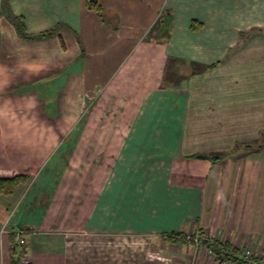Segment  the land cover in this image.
<instances>
[{
    "label": "crops",
    "instance_id": "crops-1",
    "mask_svg": "<svg viewBox=\"0 0 264 264\" xmlns=\"http://www.w3.org/2000/svg\"><path fill=\"white\" fill-rule=\"evenodd\" d=\"M8 2L11 14L4 13L2 21L22 45L20 57H27L22 68L47 96L53 92L50 83L64 79L63 85L77 93L74 104L82 119L98 113V123L91 118L97 135L93 142L108 143L114 158L106 170L82 173L90 177L84 189L103 176L92 204L82 200L75 208L82 228L72 233L52 231L55 227L26 229L22 251L36 258L59 253L67 264L75 248L77 256L81 250L70 239L91 235L108 240L99 247L104 259L97 264H128V254L146 257L144 264H216L209 249L177 235L203 231L210 241L227 243L239 255L245 248L264 252V149L234 151L238 142L257 140L263 127L264 0H164L165 9L151 0H100L112 24L90 10L86 0ZM144 3L156 16L164 14L161 20L171 15L167 36L158 32L160 18L154 35L148 36ZM12 16H22L30 33L57 31L41 40L24 39ZM246 47H252L249 56ZM202 63L218 65L205 70ZM201 110L208 114L198 135L191 117H200ZM217 128L226 142L210 147ZM199 138L208 144L197 146ZM210 151L223 155L213 160ZM46 169L34 171L46 179L53 170ZM84 180L71 178L72 185ZM51 182L47 178L45 185ZM22 185L13 194L0 195V264H12L16 226L11 221L8 231L1 230L10 222L8 211L24 194ZM30 199L27 195L23 204ZM20 212L23 225L45 218L44 210L32 214L28 206ZM112 238L130 243L122 240L118 247Z\"/></svg>",
    "mask_w": 264,
    "mask_h": 264
},
{
    "label": "rangeland",
    "instance_id": "rangeland-1",
    "mask_svg": "<svg viewBox=\"0 0 264 264\" xmlns=\"http://www.w3.org/2000/svg\"><path fill=\"white\" fill-rule=\"evenodd\" d=\"M146 1L148 0H145V2ZM151 1L154 2V4L160 2L161 9L164 7V0ZM142 6L143 12L141 14H144V12L148 14L146 16L148 22L147 19L145 21L148 23V36L154 35L156 24L158 25L159 22L157 18H160L161 21L162 16H156L153 14V11H148L145 3ZM9 10L10 3L8 0H0V174H6L4 176L0 175V177H13L15 175L25 174L29 176V179L26 184H21L24 194L19 198L15 206L11 207L10 211H8L9 209L7 207V211L9 212L7 219H9L10 222L7 221L4 224L5 226L2 228L1 234L8 231V225L12 221V224L16 226L15 233H20L19 240H23V244H25L26 229L37 231L39 229H50L55 227V230L53 229L52 231H57L59 229L61 232L68 231L69 233L81 229L83 223L79 221L75 213V208L84 201L86 206H89V203L92 204L103 181V176L101 174V178H99L95 184L91 182V187L87 188L90 190L87 191V189H84L86 188L84 186L90 183V177H87L85 174L82 175V173L87 172V169H89L88 172L93 169L97 170V172L106 170L108 165L113 163L114 158L110 157L111 152L108 143L104 142L100 144L93 142V140L96 141L97 135L93 128L94 121H91V118H96V123H98V116L95 117L98 113L95 112L94 114L85 115L83 118L84 121L82 122L83 119L80 115V111H76L78 104H74L77 93H71L68 86L65 87L63 85V82H65L64 79L51 82L50 84L53 86V92H50L49 96H47L45 92L46 89H43L42 84H40L36 78L32 77L29 70L22 68V66L27 64V57L25 61L20 57L23 55L22 51H24L21 48L22 45L19 41H15L11 28L5 21H2L5 16L4 13L11 14ZM131 11L134 13V10ZM162 12H165V10ZM143 17L144 16H141L140 19H143ZM135 18L138 23L139 18ZM170 32L168 27L165 28L160 35L167 36ZM245 50V54H248L252 50V47H246ZM249 54H251V52ZM249 54L247 56H249ZM260 54L264 55V46L261 47ZM204 65L205 64L202 63L201 66L203 67ZM182 69L184 68L182 67ZM261 92L260 98L262 103L259 105L264 106V89H262ZM200 112V117H191L192 121H197L195 123L196 130L198 131L196 133H198V135H201L199 131L204 129V121L206 120L205 113H207L204 110ZM263 112L264 111H261V114ZM218 113L220 114L221 112L218 111L215 115ZM115 114L117 115V112H115ZM79 115L80 119L78 120L77 117H79ZM223 122L225 124L228 123H226V120ZM260 123L263 124V127L260 128L257 140H244V142H238V145H234V147H236L234 151L237 152L239 149L246 150L251 145H261L264 147V116ZM231 129L237 132L239 128L232 127ZM245 129L251 130L252 128L246 127ZM221 133L220 128H217L215 132L217 135L215 136L214 134L216 140L212 143L209 142L210 147L212 145L213 147L219 148L222 143L224 144L226 142L224 139H221L224 137ZM244 134V139L248 138L249 132H245ZM103 135L106 136L104 133ZM234 135L238 134L235 133ZM67 136L69 140H66ZM205 139L206 138H199L201 144L197 146L205 147L208 144ZM210 153L213 154V160H217L214 159V156L223 155L221 151H210ZM48 167L53 169L52 173L49 175L46 174L47 178H52V182L45 185L47 178L41 179L42 174H39V176H37V174L39 170L44 171V173L49 171L46 169ZM38 168L39 170L36 173L34 170ZM28 171H32L35 174L31 176L28 173H24ZM81 176H84L86 180H84L80 186L78 184L72 185L71 178L73 179ZM98 177L99 175L97 178ZM75 182L79 183V181ZM27 195L31 196V199L29 205L28 203L24 205L23 203ZM25 206H28V208L33 211L32 214L44 210L45 218L37 221L34 219L30 221V224L23 225L20 210L25 208ZM60 216L64 218L59 221L58 218H61ZM16 217L19 218L15 219ZM27 219L28 218L25 217V220ZM27 221H29V219ZM114 240H116L118 247H122V240L127 244L130 243L126 238ZM184 240L193 242L194 244L196 243L193 238H187V236ZM70 241L74 247L78 246L81 250L77 256V248H75L74 253L69 255L67 264H95V262L97 264L100 258H102L101 261H103L104 256L101 257L99 247L105 245L103 243H106L107 246L108 242L105 241L108 240H99L98 237H91V235H81L76 236L73 242L71 239ZM112 245L113 247L115 246L114 243H112ZM200 245L204 246L203 244H199V246ZM246 249L247 248L241 251V255ZM113 257L117 258V261L122 259L120 256ZM130 257L131 256L128 254V264L134 261H138L137 264H144L146 260V257L142 259L140 257H131L130 259ZM38 262L41 264L66 263L64 259L62 260L59 253L41 254V256L39 255L38 258H36L35 253L32 254L31 251L27 253L26 250L23 249L21 256L22 264H37ZM122 264L125 263L122 261Z\"/></svg>",
    "mask_w": 264,
    "mask_h": 264
},
{
    "label": "trees",
    "instance_id": "trees-1",
    "mask_svg": "<svg viewBox=\"0 0 264 264\" xmlns=\"http://www.w3.org/2000/svg\"><path fill=\"white\" fill-rule=\"evenodd\" d=\"M86 5L90 10L95 11L98 13V15L102 18V20L109 24L113 22L111 19L112 17L107 16V10L103 7V5L100 3V0H86ZM171 15H167L164 18V22L167 23L170 19ZM11 21L14 23L16 30L18 34L23 37L24 39L28 40H41L45 38L52 37L57 29L53 28L51 30H46L40 33H30L25 28V22L24 18L22 16H12ZM195 28V27H194ZM217 63L213 64H206L203 67L205 70L214 68ZM257 149L264 148L261 145L255 146ZM249 148H253V145H251ZM221 156H214V159H219ZM29 179L28 175L25 174H19L15 175L13 177H0V195H10L13 194L16 188L27 182ZM199 237L203 240L204 243L207 244L208 248L211 250V252L216 256V259L218 262H221L223 260H230L236 264H247L245 262L242 255H239V250L236 248H233L229 246V244L221 242V241H210V239L205 235L204 232L200 231ZM177 235L184 240V238L188 234H182L177 233ZM12 243H13V256H12V264H22L21 263V256H22V246L23 243L20 242L19 239L16 238V233L13 231V235L11 237ZM255 261H257L259 258L257 255L254 257Z\"/></svg>",
    "mask_w": 264,
    "mask_h": 264
},
{
    "label": "built area",
    "instance_id": "built-area-1",
    "mask_svg": "<svg viewBox=\"0 0 264 264\" xmlns=\"http://www.w3.org/2000/svg\"><path fill=\"white\" fill-rule=\"evenodd\" d=\"M16 238L20 239V233L18 232L16 234ZM187 238H193V240L196 242V244H203L205 248L209 249L207 244L203 242V240L201 238H199L198 235L194 234H188ZM21 243H23V240H20ZM209 251L211 252V250L209 249ZM255 255L258 256V260L255 261L254 257ZM242 257L244 258L245 262H247V264H264V253H262L261 255H258L256 253H254L253 248H247L246 250H244ZM234 262L230 261V260H223L221 262H217L216 264H233Z\"/></svg>",
    "mask_w": 264,
    "mask_h": 264
},
{
    "label": "water",
    "instance_id": "water-1",
    "mask_svg": "<svg viewBox=\"0 0 264 264\" xmlns=\"http://www.w3.org/2000/svg\"><path fill=\"white\" fill-rule=\"evenodd\" d=\"M162 15L164 16V14H162ZM161 23H162L161 27H160V29L158 31L159 33H161L166 27H170L172 25V22H169V21L167 23H165L164 22V18L161 20Z\"/></svg>",
    "mask_w": 264,
    "mask_h": 264
}]
</instances>
